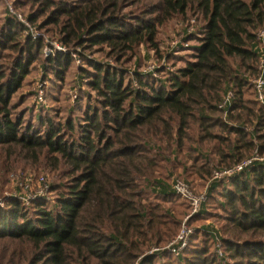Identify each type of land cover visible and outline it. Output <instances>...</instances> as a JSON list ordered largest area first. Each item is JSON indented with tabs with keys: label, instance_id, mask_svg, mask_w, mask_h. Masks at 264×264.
Wrapping results in <instances>:
<instances>
[{
	"label": "trees",
	"instance_id": "16d2710c",
	"mask_svg": "<svg viewBox=\"0 0 264 264\" xmlns=\"http://www.w3.org/2000/svg\"><path fill=\"white\" fill-rule=\"evenodd\" d=\"M30 2L35 7L27 20L39 29L52 26L47 30L68 52L44 56L42 41L21 38L22 23L5 17L0 27V58L6 60L0 62V156L6 163L34 164L49 156L52 168L64 166L67 181L56 187L55 208L45 202L26 207L15 198L0 207L5 262L135 264L142 255L136 264H157L164 257L171 260L167 264H264V159L228 181L211 179L214 170L229 168L254 151L264 157V107L246 98L253 94L248 77L256 75L254 47L256 31L264 28V0ZM189 14L202 20L199 29L185 31V39L197 43L184 65L164 79L137 72L127 78L120 65L96 62L76 49L106 48L105 56L122 64L141 45L158 52V27ZM1 49L9 53L2 55ZM72 51L84 62L80 82L97 97L84 92V109L74 117L39 114L35 126H24L11 97L37 63L63 80L74 60ZM228 90L233 101L225 115L219 103ZM185 140L193 158L202 160L195 173L211 180L206 202L193 217L207 214L217 192L224 225L202 224L193 234L202 235V242L183 254L145 255L179 230L181 220L161 205L178 196L154 173L159 158L166 162L160 152L177 154ZM145 194L157 200L146 202Z\"/></svg>",
	"mask_w": 264,
	"mask_h": 264
},
{
	"label": "rangeland",
	"instance_id": "374dc122",
	"mask_svg": "<svg viewBox=\"0 0 264 264\" xmlns=\"http://www.w3.org/2000/svg\"><path fill=\"white\" fill-rule=\"evenodd\" d=\"M30 0H0V27L4 22L5 17L9 16L14 18L9 11V7L12 8L14 13L20 15L25 21L27 20L26 14L30 9L35 7L33 3L30 6ZM31 7V8H30ZM197 15L191 16L187 15L185 17H175L169 21L163 23L158 27L157 40L159 44V51L155 52L152 49H147L145 46H139L136 50V55L128 61L122 62V64H117L115 60L111 57L105 56L104 50L99 51L98 46H96L92 51H87L81 47H77L82 53L89 55L93 60L100 63H109L110 65H120L121 68L125 69L127 78L134 79L135 72L145 74V76L153 78L149 73L152 71L156 72L157 79H164L168 77L171 73H174L177 68L184 65L183 59L189 57L192 52L191 45H195L197 42L195 40H188L187 43L189 47H179L176 52L172 48V44L175 41L184 40L186 37L185 31L192 28V32L202 24L201 18L196 19ZM28 21V20H27ZM32 32H38L39 37L42 41V52L49 48H54L55 44L62 43L56 40L54 31L47 30L51 29L52 26H49L46 29H39L35 24L26 22ZM29 29V30H30ZM27 36L24 29L21 32V38ZM2 50V49H1ZM2 55H6L8 50H2ZM44 55V54H43ZM6 61L4 58H0V62ZM70 64L66 73L64 74L63 80H57L53 75L47 73L40 65V63L34 64L29 73L25 76L20 88L13 94L11 97V104L15 105L16 108L14 113L16 115L22 116L23 125H36L37 124V115H52L56 119L64 120L68 115H79L81 109H84L85 100L82 98L84 92H90L92 99L95 100L97 97L93 91H90L85 84H82L79 80V67H84L83 61H75ZM81 60V59H80ZM153 67V68H152ZM153 70H152V69ZM78 86L80 88H78ZM43 88L44 95V104L42 106L35 104V90L36 88ZM246 98L253 99L251 94L248 93ZM80 107V109L78 108ZM70 109L72 113L69 112ZM248 126V124H247ZM249 129V128H248ZM163 145V144H161ZM190 145L189 141L184 142L182 148L178 149L177 154L172 152H163L160 155L165 158L166 162L160 161L158 159V168L154 173V177L163 178L172 185L173 180L182 179L188 183L195 192H201L203 190L207 191V187L210 185L211 180L209 177L200 175L197 171L198 164L202 160H195L193 158L194 154L191 150L188 149ZM164 148L165 145H163ZM173 147H171L172 149ZM177 155V156H176ZM212 156V155H211ZM196 157V156H195ZM40 158H43L42 156ZM4 156H0V207L6 205V200L15 198L19 200L24 206L31 207L36 202H45L48 208H55V200L57 193L59 191L56 189L57 185H61L66 182L64 166L59 164L57 168H52L51 163L52 159L47 158L41 159L40 163H32L30 160L25 161L22 159L13 160L14 162L6 163ZM195 160V161H193ZM164 161V160H163ZM41 176L44 179L46 184L47 191L44 192V186L41 183ZM18 179V180H15ZM29 179V180H27ZM17 182H22L27 184L26 188H22L19 192V188L15 186ZM30 181V182H29ZM18 191H17V188ZM41 191L42 195H45V198H38L33 201L29 200H20L17 196V193L23 195L25 198L27 196L34 197L33 194ZM215 196L213 199L209 200L210 207H208V212L203 217H193L191 215L187 220V225L192 229L191 234L189 235L187 249L190 247H197L202 242V235L193 236L194 232L202 224L211 223L214 227L220 228L224 225L223 220L220 219V210L217 209V201L219 196L217 192H214ZM18 197V196H17ZM143 198L146 202L156 201L154 196L150 194H145ZM165 202V203H164ZM161 203L163 207L169 208L172 210L174 217L177 220L184 219L185 215L188 213V207L185 200L179 196L172 198L169 201H164ZM206 202V200H205ZM196 229V230H195ZM174 232L176 233L177 227H174ZM223 235H225L223 233ZM247 236H242L246 238ZM165 244H161L158 247H163ZM5 241L0 242V264H7L5 262L4 252H5ZM156 246H151L145 250V255L155 252ZM186 249V250H187ZM185 250V252H186ZM164 251V250H160ZM184 253V252H183ZM182 253V254H183ZM139 256L137 261L141 258ZM136 261V262H137ZM170 259L167 257L162 258L157 264H167ZM135 262V264H136ZM175 263V262H173Z\"/></svg>",
	"mask_w": 264,
	"mask_h": 264
},
{
	"label": "built area",
	"instance_id": "2783aa9c",
	"mask_svg": "<svg viewBox=\"0 0 264 264\" xmlns=\"http://www.w3.org/2000/svg\"><path fill=\"white\" fill-rule=\"evenodd\" d=\"M10 14L18 21H20L23 25V29L25 31V34L30 36L33 39H38L39 33L38 32H32L30 29V26L26 23L23 18L20 17V15H17L14 13L12 8L9 7ZM30 29V30H29ZM186 32L192 33V28L187 29ZM187 39L181 40V41H175L172 44V48H174V52L179 49V47H189L187 43ZM256 46L254 47L257 55H258V61H257V67H256V75L255 76H249L248 80L250 82V85L252 87V97L253 99L261 106L264 107V28H260L256 31ZM56 52H62L66 53L68 52L67 48L65 46H62L60 44H55L54 48H49L48 50H44L43 54L44 56L53 55ZM72 57L76 59L75 61L79 62V56L76 54V51H72ZM153 68V67H152ZM151 68V69H152ZM153 70V69H152ZM153 76V79L157 80V75L155 71H151L149 73ZM35 104L42 106L44 104V95H43V88H36L35 90ZM233 101V91L228 90L226 91L225 95L223 96L221 102L219 103V108L223 109L224 114L226 115L227 111L232 105ZM245 130H248L246 128ZM264 157H260L256 151H254V154L250 158H246L243 161L229 167V168H223V169H216L213 171L212 180H220L223 179L225 181H228L235 175L239 174L240 172L244 170H248L251 167H253V164L255 161L262 160ZM18 180V179H15ZM29 180V179H27ZM30 182V181H29ZM41 183L44 186V192L47 191L46 184L44 183V179L41 176ZM18 188L19 192L22 188H26L27 184H24L22 182L15 183ZM16 187V188H17ZM172 190L174 191L175 195L179 196L183 200H185L189 206V212L185 215L184 219L182 220L179 230L177 234L167 242L165 246L157 247L155 248L156 251H160L161 249L164 251H167L173 255H180L182 254L186 249L188 245V239L189 235L192 232V229L187 225L186 220L191 216L195 215L199 212L202 204L207 199V191L203 190L201 192H195L191 186L186 183L182 179H175L173 180V183L171 185ZM17 188V191H18ZM18 196V197H17ZM17 196L14 197L19 198L20 200H29L33 201L38 198H45V195H42L41 191H38L33 194V198L31 196H27L26 198L23 195H20L17 193Z\"/></svg>",
	"mask_w": 264,
	"mask_h": 264
}]
</instances>
